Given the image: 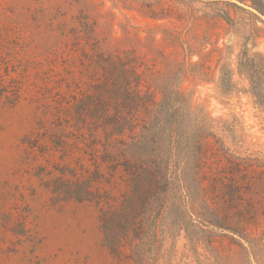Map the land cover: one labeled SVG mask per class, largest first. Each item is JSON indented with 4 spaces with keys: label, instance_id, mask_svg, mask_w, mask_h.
<instances>
[{
    "label": "rangeland",
    "instance_id": "1",
    "mask_svg": "<svg viewBox=\"0 0 264 264\" xmlns=\"http://www.w3.org/2000/svg\"><path fill=\"white\" fill-rule=\"evenodd\" d=\"M212 1L0 0V73L12 71L22 85L16 106L0 104V264H136L130 241L121 254L110 248L119 243V220L103 223L94 204L51 202L23 151L22 140L40 107L41 78L60 69L64 60L80 68L84 52L93 49L115 55L135 50L143 63L140 72H163L172 61L180 65L177 87L199 118L208 119L199 170L203 188L218 207L236 205L230 181L221 183L225 175L237 173L225 169L231 161L264 165V108L238 73L245 48L264 54V17L252 15L249 11H256L249 3ZM146 9L158 16L151 17ZM220 15H229L230 21ZM170 31L178 33L180 44H169ZM223 66L232 72L229 87L221 85ZM153 91L159 100L160 93ZM263 179L253 173L254 187L241 189L242 204L252 205L260 221ZM170 195L169 212L142 235L139 264H264V250L242 249L240 244H248L239 236L202 222L199 207L182 201L183 191L172 190ZM230 218H239L236 210ZM108 229L115 236L111 243Z\"/></svg>",
    "mask_w": 264,
    "mask_h": 264
},
{
    "label": "trees",
    "instance_id": "2",
    "mask_svg": "<svg viewBox=\"0 0 264 264\" xmlns=\"http://www.w3.org/2000/svg\"><path fill=\"white\" fill-rule=\"evenodd\" d=\"M239 1L249 3L255 17H264L263 0ZM146 10L153 18L158 16L156 10ZM220 18L230 21L229 15ZM167 34L169 44L181 43L175 31ZM84 53L80 68L64 60L60 69L49 70L41 78L37 118L22 140L25 160L36 166L35 176L51 202L94 204L103 223L119 220V243L110 248L121 254L130 241L131 260L136 264L142 235L169 212L172 190L183 191L182 201L199 207L202 222L243 239L248 247L240 244L242 249L264 250L258 240L264 239V221L255 219L253 206L243 205L241 198L242 188L254 187L253 173L264 176V165L231 161L225 171L237 174L225 175L229 179L223 177L221 184L230 181L239 201L222 208L209 201L199 176L208 119L199 118L198 110L177 87L180 65L172 61L163 72L154 68L140 72L143 63L135 50L116 55L96 49ZM238 73L248 80L250 94L264 108V54L245 48ZM221 85H232V72L226 66L221 68ZM21 86L12 71L1 72L0 104L16 106L22 99ZM234 210L237 220L230 218ZM106 232L111 243L113 231Z\"/></svg>",
    "mask_w": 264,
    "mask_h": 264
}]
</instances>
